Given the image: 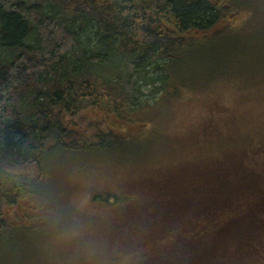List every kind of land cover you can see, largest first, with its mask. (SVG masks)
I'll return each mask as SVG.
<instances>
[{
  "label": "trees",
  "instance_id": "trees-1",
  "mask_svg": "<svg viewBox=\"0 0 264 264\" xmlns=\"http://www.w3.org/2000/svg\"><path fill=\"white\" fill-rule=\"evenodd\" d=\"M40 1L0 0V264L14 241L64 232L59 169L103 155L151 159L164 141L166 96L179 88L170 69L200 86L217 70L191 57L206 46L220 55L221 40L249 34L236 0ZM151 73L158 86L140 103V75ZM247 133L210 153L195 143L154 168L142 192L113 199L108 220H88L110 242L106 264H264V151ZM210 137L220 138L214 126L197 132Z\"/></svg>",
  "mask_w": 264,
  "mask_h": 264
},
{
  "label": "rangeland",
  "instance_id": "rangeland-1",
  "mask_svg": "<svg viewBox=\"0 0 264 264\" xmlns=\"http://www.w3.org/2000/svg\"><path fill=\"white\" fill-rule=\"evenodd\" d=\"M27 1L31 4H46L40 0ZM236 1L239 5L242 3L249 15L240 25L247 28V37L237 38L231 34L228 41H220V55H215L212 47L206 46L203 53L191 57L204 56V61L212 62L217 70L214 78L200 83V88L198 82L182 76L180 70L176 75L177 70L170 69L172 75L169 82L173 84L174 79L179 88L176 95L166 96L169 103L166 105L165 116H162V123L165 124L164 131L162 130L164 144L162 147L163 142L159 145L157 154L148 161L139 160L135 163H127L119 156H94L89 160L78 158L59 169L56 172L58 191L68 208L63 224L64 232L59 231L56 234L54 231L53 237L38 239L34 245L29 239L14 241V247L6 254V264H39L38 258L42 255L40 264H83L89 259L95 264H106V255L110 254V242L101 239V228L87 230L88 220L95 219L96 215L97 220L101 217L102 220H108V216L115 209L113 199L121 201L128 193L142 192L151 179L149 174L161 169H154L158 165L169 164L194 153L191 146L198 142L201 143L202 150L210 153L219 143L239 141L244 132H248L249 144L252 143L260 152L264 151V0H246V6L242 0ZM243 34L242 31L241 36ZM224 61L219 68L216 66L218 62ZM223 66L227 69L221 72ZM140 76V91L136 95L141 103L150 99L153 88L158 83L153 84L149 79L154 78L152 73L144 78ZM154 95L156 98L159 94ZM148 116L151 117L149 114ZM206 125L214 126L220 138L198 139L197 132ZM231 126L236 130L229 136L224 128ZM257 159L260 160V157ZM95 194H108L110 200L108 203H103L100 199L94 200ZM121 203V206L128 204L124 201ZM78 222L81 223L75 228ZM95 225L101 226L99 223ZM84 236L94 238L91 239L89 247L79 248V241ZM96 259L99 260L94 261ZM121 259L115 264L121 263Z\"/></svg>",
  "mask_w": 264,
  "mask_h": 264
}]
</instances>
